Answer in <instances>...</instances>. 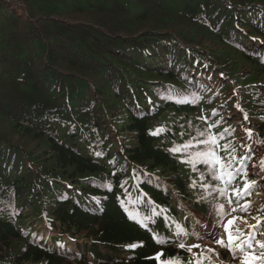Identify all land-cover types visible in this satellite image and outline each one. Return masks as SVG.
Masks as SVG:
<instances>
[{
  "label": "trees",
  "instance_id": "1",
  "mask_svg": "<svg viewBox=\"0 0 264 264\" xmlns=\"http://www.w3.org/2000/svg\"><path fill=\"white\" fill-rule=\"evenodd\" d=\"M197 133L199 166L214 153L250 210L264 0H0V264H210L175 247L207 212ZM262 207L252 225L231 217L227 241L257 243Z\"/></svg>",
  "mask_w": 264,
  "mask_h": 264
},
{
  "label": "rangeland",
  "instance_id": "2",
  "mask_svg": "<svg viewBox=\"0 0 264 264\" xmlns=\"http://www.w3.org/2000/svg\"><path fill=\"white\" fill-rule=\"evenodd\" d=\"M165 2L170 0H163ZM173 1V0H172ZM173 30V29H172ZM170 30V31H172ZM205 41V40H204ZM215 100H213L211 103H214ZM201 113V112H200ZM202 118V113L198 116L192 115L191 118H183L181 117L179 119L180 124H182L183 129L187 133H194L197 132V122L195 120H198ZM242 124L238 125L241 127ZM242 136H244L242 134ZM259 136L256 135V138ZM196 143V146L193 147V151H196L198 153V149H204L206 148V155L211 154L208 150L207 143L203 140V136L200 135V133L196 134V139L194 141ZM251 145V143H250ZM176 148V147H175ZM183 152H186V150L181 149ZM258 152L260 154H264V146H260L258 148ZM198 159L199 163L197 164L198 169L195 165H193L194 169L198 170V173L204 178L206 181V185L208 187V197H207V212L206 213H200L197 210L193 209L195 219L197 220V224L199 226V233L200 235L195 236H186L180 234L177 238L178 242L185 243L187 247L190 248L191 256H199V258L207 263L210 264H259V262H256L258 260V254L259 251L257 250L256 246L259 247V244H261L260 240H263L264 236V218L262 219V230L260 228L258 229V236H260V240H257V243L248 244L246 237L242 235L240 239V247L244 249L245 253L239 252L237 253L239 246L238 242H234V244L230 245H223L222 242H219L220 239L223 237H226V232L224 231V227L226 228V223L231 219V217L238 218V222L241 226H246V224L252 225L257 221L256 215L253 213L256 212L258 209V206L263 205L260 213H264V178L263 183L258 186L260 188V191L255 194V199L251 198L249 201V205L252 207L250 210H243V207L237 206L241 204L243 201H240L239 199L231 200L228 198L227 192L229 188L231 187V183L226 185V187L221 186V181L227 177L224 176L222 173L215 174L213 169L214 165H217L218 163H215L213 158L215 157V154L212 153V157L209 159V163H206L205 169L203 167H200L199 165L203 163V160L200 158V155L198 153ZM239 161H237L234 165H232V168H235L237 166ZM249 162V161H248ZM250 166H254L253 163H250ZM237 168V167H236ZM253 170H255V167H253ZM260 175V174H257ZM256 176V175H255ZM253 176V179L254 177ZM261 176V175H260ZM260 181V180H259ZM244 200V199H241ZM262 200L263 202H260ZM240 201V202H239ZM35 225V224H33ZM260 226V221L256 224ZM44 235L49 236L47 231L43 228L41 231ZM244 231L249 232V228L244 229ZM253 232H256V230H252ZM60 234L63 237L66 234V230L61 227ZM89 234L88 230H81L79 231L74 237L78 238L81 243L82 241H85V235ZM50 235H55L54 233H51ZM180 244V243H179ZM258 244V245H257ZM232 245V246H231ZM235 252H232L233 250ZM246 261V262H245ZM202 264V262H199Z\"/></svg>",
  "mask_w": 264,
  "mask_h": 264
},
{
  "label": "clouds",
  "instance_id": "3",
  "mask_svg": "<svg viewBox=\"0 0 264 264\" xmlns=\"http://www.w3.org/2000/svg\"><path fill=\"white\" fill-rule=\"evenodd\" d=\"M195 221H196V225H197V227H198V229H199V226H198V222H197V220L195 219ZM46 233H48V231L46 232ZM236 242V241H235ZM230 244H234V242H229ZM239 243H240V240H239ZM238 243V244H239ZM238 246V245H237ZM175 247H178L179 248V242H177V244L175 245ZM246 262V261H245ZM247 264H251V263H248V262H246ZM70 264H78V263H76V262H72V263H70ZM86 264H92V263H86Z\"/></svg>",
  "mask_w": 264,
  "mask_h": 264
}]
</instances>
